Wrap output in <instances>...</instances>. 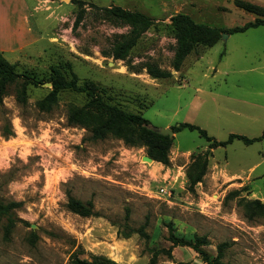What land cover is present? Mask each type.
Instances as JSON below:
<instances>
[{
    "label": "rangeland",
    "instance_id": "rangeland-1",
    "mask_svg": "<svg viewBox=\"0 0 264 264\" xmlns=\"http://www.w3.org/2000/svg\"><path fill=\"white\" fill-rule=\"evenodd\" d=\"M78 1L86 4L76 26ZM91 4L142 12L155 26L126 60H114V45L130 28ZM180 14L226 31L264 21V0H48L46 9L30 5L22 19L2 21L0 52L41 83L29 88L25 106L13 87L0 109V200L22 203L11 232L0 217V264H75L94 256L118 264H150L155 257L156 264H208L191 247L174 246L171 232L192 242L206 237L202 249L212 260L226 243L224 264H264V219L249 220L239 205L241 198L264 203V28L223 32L177 72L171 19ZM149 65L172 77L153 79ZM52 68L69 80L77 75L81 84L92 81L106 101L143 116L150 129L190 123L220 142L231 134L259 140L211 150L196 131L184 130L173 135L169 166L149 163L144 147L113 137L93 141L88 129L68 123L69 108L84 106V95L63 93L51 112L40 111ZM206 153L207 174L192 189L190 167ZM160 187L173 188L174 198L160 195ZM69 194L92 201L96 215L70 212ZM144 225L149 238L137 233ZM163 249L171 257L156 255Z\"/></svg>",
    "mask_w": 264,
    "mask_h": 264
},
{
    "label": "trees",
    "instance_id": "trees-1",
    "mask_svg": "<svg viewBox=\"0 0 264 264\" xmlns=\"http://www.w3.org/2000/svg\"><path fill=\"white\" fill-rule=\"evenodd\" d=\"M82 10L76 20L78 26L84 19L85 10L83 9L86 3L77 2ZM92 8L98 9L104 14L105 19L115 24H122L130 28V32L125 35L121 41L114 45L111 52V57L114 60H126L131 51L137 46L142 36L155 26V20L148 15L135 11L124 9L120 6L99 8L91 4ZM251 7V6H250ZM264 28L263 20L247 23L243 27H235L230 30L223 31L218 28L200 24L195 22L190 16L180 14L171 19V29L176 40V50L172 67L179 72L186 59L200 46L212 48L217 45L222 39L223 32L228 35L242 34L251 29ZM148 74L153 79H169L172 77L170 71H165L160 68L149 65ZM52 83L51 92L41 101L38 102V107L42 112H51L58 104L61 94L70 92L84 95L87 103L80 106H71L68 110V123L72 126H81L88 129L93 141H103L109 137H113L124 141L130 147H144L147 149L148 156L155 162L165 166L170 165L169 154L174 145V139L169 136H163L153 130L148 125L149 122L141 115L127 113L119 106L113 105L106 101L103 92L99 86L92 81L80 83L77 75L73 74L72 78L66 79L60 68H52ZM40 81L31 72L20 73L15 64L10 63L0 52V109L3 106L5 98L9 95L10 90L15 87L17 101L25 106L29 99V88L31 86L38 87ZM174 134H178L184 130L196 131L199 136L209 143L211 150L219 147H227L233 144L236 140L243 141L246 145H252L259 139H251L243 135L231 134L227 141L220 142L210 137L208 133L200 127L190 124L181 123L171 128ZM11 130L7 127L3 130V136L9 138L12 136ZM264 138V132L260 140ZM208 153L203 156L194 158L193 164L190 167L189 179L191 188L201 183L207 174L209 160ZM239 192H234L233 195L238 196ZM67 209L83 218H89L96 215L94 204L92 201L83 202L72 197L69 194ZM239 205L243 207L246 216L249 220L255 218L264 219V203L261 200H247L241 198ZM22 206V203L9 202L4 203L0 200V217H5L8 220L6 227L7 233L15 227L16 220L14 213ZM135 232V230H134ZM137 233L149 238L145 232V225L142 226ZM130 237L129 233L124 235ZM169 241L174 246H188L197 252L202 259L208 264H224L222 259L225 256V250L228 244L224 243L218 247V256L212 260L209 254L202 249L203 246H208L209 242L206 237H195V241H189L185 238H180L171 232ZM165 253L171 257V250H160L156 253ZM75 264H118L103 256H94L92 261L76 259ZM150 264H156V257L152 259Z\"/></svg>",
    "mask_w": 264,
    "mask_h": 264
},
{
    "label": "crops",
    "instance_id": "crops-1",
    "mask_svg": "<svg viewBox=\"0 0 264 264\" xmlns=\"http://www.w3.org/2000/svg\"><path fill=\"white\" fill-rule=\"evenodd\" d=\"M32 6L48 7V0H0V25L3 20L12 17L23 18ZM44 8H42V11ZM46 19V16H45Z\"/></svg>",
    "mask_w": 264,
    "mask_h": 264
},
{
    "label": "water",
    "instance_id": "water-1",
    "mask_svg": "<svg viewBox=\"0 0 264 264\" xmlns=\"http://www.w3.org/2000/svg\"><path fill=\"white\" fill-rule=\"evenodd\" d=\"M226 35L227 34L223 35V37L227 38ZM47 85L51 86V84H47ZM151 130H153V131H155V132H157V133H159V134H161L163 136H169L171 139H173L174 132L172 130H170V129H156V128H154V129H151ZM144 160L149 162V163H151V162L153 163L154 162V160L152 158H150V157H144Z\"/></svg>",
    "mask_w": 264,
    "mask_h": 264
},
{
    "label": "built area",
    "instance_id": "built-area-1",
    "mask_svg": "<svg viewBox=\"0 0 264 264\" xmlns=\"http://www.w3.org/2000/svg\"><path fill=\"white\" fill-rule=\"evenodd\" d=\"M159 194L162 196H165L168 199L174 198V189L168 188V187H160L159 188Z\"/></svg>",
    "mask_w": 264,
    "mask_h": 264
}]
</instances>
